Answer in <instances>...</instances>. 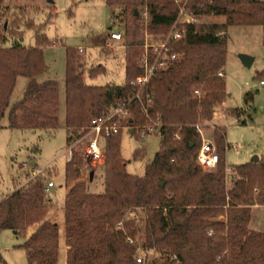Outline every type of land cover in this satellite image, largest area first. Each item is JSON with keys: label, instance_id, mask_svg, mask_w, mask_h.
Instances as JSON below:
<instances>
[{"label": "trees", "instance_id": "16d2710c", "mask_svg": "<svg viewBox=\"0 0 264 264\" xmlns=\"http://www.w3.org/2000/svg\"><path fill=\"white\" fill-rule=\"evenodd\" d=\"M105 2L110 8H120L115 20L125 26L126 82L118 87L88 85L85 74L95 78L105 68L86 70L76 50L67 51L68 146L88 132L94 119L136 92L130 82L143 75L144 35L140 31L145 26L144 13L148 31L155 35L169 31L182 7L197 23L185 25L183 39L171 46L178 59L147 85L142 102L148 93L152 99L149 117L141 112L139 102L130 106L131 118L124 125L130 130L138 127L143 132L152 123L160 124V150L145 176L126 171L121 158L122 129L103 140L102 193L88 192L82 151L74 150L65 172V238L71 247L66 264H264V232L249 226L252 208L264 206V163L234 167L229 174L223 154L224 128L215 126L219 164L205 171L196 162L201 147L196 127L208 128L227 98V31L231 26L264 28V0ZM3 3L0 0V12ZM210 17L226 21H201ZM22 39L20 19L9 26L0 22V128L17 81L24 78L28 81L24 96L10 110L9 127L55 130L59 126V86L55 81L39 82L47 69L43 50L26 48ZM37 43L49 44L43 35L37 36ZM137 156L142 157L143 151ZM46 178L35 176L0 203V231L10 230L24 240L29 264L59 262V228L46 219L50 205ZM138 250L141 263L136 261Z\"/></svg>", "mask_w": 264, "mask_h": 264}, {"label": "rangeland", "instance_id": "374dc122", "mask_svg": "<svg viewBox=\"0 0 264 264\" xmlns=\"http://www.w3.org/2000/svg\"><path fill=\"white\" fill-rule=\"evenodd\" d=\"M184 2L186 0H183ZM120 8H110L105 0H4L0 22L11 25L20 19L23 32L22 45L43 50L46 73L39 82L55 81L60 91L59 126L55 130L11 129L9 113L21 101L27 80L19 78L10 107L0 128V203L14 191L24 187L36 175L43 172L54 188L48 193L50 205L46 219L59 228V262L66 264L71 250L65 238V202L67 188L65 172L68 163V132L66 117V63L67 51L76 50L88 70L103 66L105 72L95 78L85 74L86 83L92 86H123L125 81V40L112 44L107 39L111 32L124 33V25L115 20ZM210 24H223L224 17L204 18ZM31 23L33 27H26ZM145 38V29L140 31ZM151 33V31H148ZM43 35L49 44L39 46L37 36ZM123 36V35H122ZM84 49L79 54L78 49ZM253 58L246 67L240 56ZM227 98L217 108L214 120L203 128L205 139L214 141L215 127H223L225 133L224 158L230 169L252 163H264V28L262 25L231 26L227 31V53L224 68ZM235 111H238L237 113ZM155 123L151 126L154 127ZM133 132V134H131ZM146 132V131H145ZM143 136L135 130L123 128L121 134V158L128 174L143 177L155 155L160 150L159 134ZM224 147V148H225ZM143 151V156L137 153ZM258 158V161H254ZM84 175L89 193L104 191V172L99 165L83 161ZM95 169V170H94ZM215 170V169H214ZM94 172L92 181L90 173ZM212 171V170H210ZM255 232H264V206L252 208L249 221ZM23 239L12 231H0V264H29ZM142 256V254H141Z\"/></svg>", "mask_w": 264, "mask_h": 264}, {"label": "built area", "instance_id": "2783aa9c", "mask_svg": "<svg viewBox=\"0 0 264 264\" xmlns=\"http://www.w3.org/2000/svg\"><path fill=\"white\" fill-rule=\"evenodd\" d=\"M174 1L176 4H181L183 2V0ZM147 18V13H144L143 19L145 21L144 29L146 34L143 44L144 53L140 60L143 75L130 82L131 86L137 88L136 92L129 96L128 99L118 102L106 115L100 116L91 122L88 132L69 146L67 154L68 162L72 161L74 150L80 148L85 163L91 164L92 166L102 165L105 161L103 140L118 133L123 128L129 129V127L124 125L128 123V120L131 118L132 113L130 111V106L133 102H139L141 104V112L146 117H149V108L152 103L151 96L147 93L144 97V102H142L143 93L147 85L156 73L167 69L178 59V55L173 52L171 46L183 39L186 33L185 25L197 23V20L190 16L186 12V9L182 7L176 22L167 33L153 35L148 33ZM107 39L109 43L106 47L110 48L113 42L120 43L122 41V35L117 32H111ZM84 52V49H78L79 54H84ZM219 75L222 76L223 74L220 73ZM262 84H264V82H262ZM153 124L154 123L146 127L147 130L149 129L150 133H156L160 128L159 122H155V126L151 127ZM196 129L201 137V147L196 158L197 167L205 171L214 170L220 161L217 147L213 140L207 141L205 139L202 127L197 126ZM146 132L143 131L142 135L146 136ZM42 174L43 172L36 171L35 176ZM54 186L53 182H49L45 189L46 192L49 193ZM128 243L134 244V241L128 239ZM136 261L137 263L142 262L140 250L137 251Z\"/></svg>", "mask_w": 264, "mask_h": 264}, {"label": "water", "instance_id": "95a60500", "mask_svg": "<svg viewBox=\"0 0 264 264\" xmlns=\"http://www.w3.org/2000/svg\"><path fill=\"white\" fill-rule=\"evenodd\" d=\"M136 14H137V13H136ZM240 59H241L242 63H243L246 67H250V66L252 65V63H253V58L248 57V56H245V55H241V56H240ZM120 92H121V91L118 90V93H120ZM110 94L113 95L114 93L111 92ZM131 134H133V132H131ZM254 161H258V158H255ZM93 177H94V172H91V173H90V180H91V181H92Z\"/></svg>", "mask_w": 264, "mask_h": 264}, {"label": "crops", "instance_id": "0c3cea01", "mask_svg": "<svg viewBox=\"0 0 264 264\" xmlns=\"http://www.w3.org/2000/svg\"><path fill=\"white\" fill-rule=\"evenodd\" d=\"M117 42H113V44H116Z\"/></svg>", "mask_w": 264, "mask_h": 264}]
</instances>
